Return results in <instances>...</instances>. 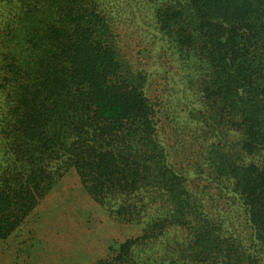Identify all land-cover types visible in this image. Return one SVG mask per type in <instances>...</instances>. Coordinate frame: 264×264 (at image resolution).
Returning <instances> with one entry per match:
<instances>
[{
    "label": "trees",
    "instance_id": "16d2710c",
    "mask_svg": "<svg viewBox=\"0 0 264 264\" xmlns=\"http://www.w3.org/2000/svg\"><path fill=\"white\" fill-rule=\"evenodd\" d=\"M132 17L173 72L128 59ZM71 178L66 209L39 223ZM102 218L121 231L98 242ZM0 250L263 264L264 0H0Z\"/></svg>",
    "mask_w": 264,
    "mask_h": 264
},
{
    "label": "rangeland",
    "instance_id": "374dc122",
    "mask_svg": "<svg viewBox=\"0 0 264 264\" xmlns=\"http://www.w3.org/2000/svg\"><path fill=\"white\" fill-rule=\"evenodd\" d=\"M139 20L140 19L136 17H132V21L126 20V22H124L125 20H123L124 23H123L121 30H123V32L126 34V39H124V41L121 43L122 46L120 47L124 48V50L128 52V55H126L128 56V59H129V55L131 54L133 56L134 64L139 66V68L141 69L147 70L149 74L153 75V77L157 75V73L160 74L162 70H164L165 72L169 71L173 65L168 59H166V56L164 55L161 56V53L159 49L157 48V45H153L152 46L153 52L152 53L150 52L151 46L149 44L147 45V43L152 42V41H148V37H146L144 34L148 33L150 36H152V33L151 32L142 33L140 29L143 26L142 27L139 26ZM169 72L171 73L173 71L171 70ZM158 79L156 81H158ZM164 80L165 79L161 77L159 84H160V88L165 90V92L167 93L166 88H167L168 83L165 82L163 86L161 85ZM73 183H74V179L71 178L69 182L67 181V183L65 182L64 184H60L59 188H55V190L53 191V193L50 194L49 197L51 200H57V202L52 201L49 204L44 205L40 208V210L38 211L36 215L39 223L56 222L55 219L59 216L57 215V212L59 213L61 212V210L64 211V209H66V205H65L66 199L70 197V196H67L66 198H64V196H62L60 192L68 193L70 190H74L72 189V186H71V184ZM97 215L98 217L101 216L99 214ZM99 222H100V226L97 229L96 234H95V236L98 237V242L100 241L104 242L105 239H108L110 236H113L114 233L121 231L117 228L116 224H114L113 222H109L108 219L106 218L105 219L102 218V220ZM234 227H236V225H234ZM237 227L239 228L241 227V222H238ZM127 229L129 230L128 233L130 234L134 233V231L130 227ZM236 231L238 232V230H236L235 228V233ZM95 236H93L91 240L94 243H97V239ZM174 237H176V235H174ZM172 238H173V234L172 235L169 234L168 239L173 240L174 238L173 239ZM77 241H81V240L77 238ZM78 246L79 247L84 246V247L79 248V250L80 251L84 250L81 256L86 258L90 254L89 252L91 248L86 246L85 243L78 245ZM87 249L89 250V252ZM0 255L4 256V252L2 250H0ZM83 257L78 258L76 262H72L71 264H77L78 262L84 260ZM3 258L4 260L2 259L0 264H8L9 260H5V257ZM262 263L264 264V260Z\"/></svg>",
    "mask_w": 264,
    "mask_h": 264
}]
</instances>
